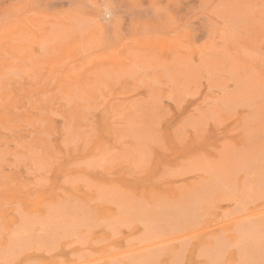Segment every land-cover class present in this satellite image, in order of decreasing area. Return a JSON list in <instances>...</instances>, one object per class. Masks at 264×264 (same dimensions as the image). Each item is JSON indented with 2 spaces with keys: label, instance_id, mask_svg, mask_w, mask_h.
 I'll return each mask as SVG.
<instances>
[{
  "label": "rangeland",
  "instance_id": "374dc122",
  "mask_svg": "<svg viewBox=\"0 0 264 264\" xmlns=\"http://www.w3.org/2000/svg\"><path fill=\"white\" fill-rule=\"evenodd\" d=\"M223 59L218 74L202 67L173 94L146 75L53 81L0 68V264L128 262L149 239L145 230L132 233L136 218L107 224L110 212L130 202L161 208L159 221L171 217L161 235L190 232L177 247L153 251L146 264H264V214L237 220L264 205V173L258 181L250 174L256 156L264 168V70L236 87L248 65ZM55 208L83 218V235L53 231L49 240L34 231ZM18 238L10 254L2 251Z\"/></svg>",
  "mask_w": 264,
  "mask_h": 264
},
{
  "label": "bare ground",
  "instance_id": "6f19581e",
  "mask_svg": "<svg viewBox=\"0 0 264 264\" xmlns=\"http://www.w3.org/2000/svg\"><path fill=\"white\" fill-rule=\"evenodd\" d=\"M225 55L248 65L233 80L236 87L252 72L257 73V68L264 70V0H0V68L21 78L73 81L104 79L114 74L146 75V80L165 83L173 94L185 89L202 67L218 74ZM250 162L254 168L250 174L258 181L260 173H264L261 160L256 156ZM244 163H248L247 159ZM215 176L224 177L220 173ZM253 183L250 189L255 187ZM130 204L126 210L125 206L119 208L118 215L110 212L112 220L107 224L108 229L136 218L139 223L129 226L130 230L132 233L145 230L144 235L149 239L140 243L142 252L131 254L130 261L114 258L103 264H133L136 258L134 264H146L153 251L167 249L168 245L175 248L190 238L189 231L161 235L162 226L173 223L169 216L160 221L155 218L161 208L138 210ZM177 209L180 211L181 207ZM58 211L57 208L49 211L42 229L38 227L34 231H43L50 236L49 240L55 237L51 235L53 231L83 235V229H78L83 218L62 216ZM263 214L264 205L248 207L237 220ZM249 222L246 224L252 228ZM34 227L25 228L22 235L33 234ZM238 240L235 244H239ZM20 243L18 238L13 244H1L2 251L10 254Z\"/></svg>",
  "mask_w": 264,
  "mask_h": 264
}]
</instances>
